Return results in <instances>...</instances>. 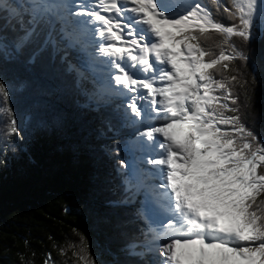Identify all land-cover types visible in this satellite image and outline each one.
I'll return each instance as SVG.
<instances>
[{"label":"snow or ice","instance_id":"obj_1","mask_svg":"<svg viewBox=\"0 0 264 264\" xmlns=\"http://www.w3.org/2000/svg\"><path fill=\"white\" fill-rule=\"evenodd\" d=\"M43 53L64 78L41 89L27 136L131 149L106 201L131 209L109 264H264V142L247 124L249 107L264 114V0H0V151L27 152L10 101L31 82L8 76ZM79 239L78 264H104Z\"/></svg>","mask_w":264,"mask_h":264},{"label":"trees","instance_id":"obj_2","mask_svg":"<svg viewBox=\"0 0 264 264\" xmlns=\"http://www.w3.org/2000/svg\"><path fill=\"white\" fill-rule=\"evenodd\" d=\"M219 18L228 23L222 13ZM16 75L31 82L23 91L13 89L10 101L28 143L27 152L0 151V264H43L49 255L50 264H78L71 246L80 245V234L87 237L89 251L109 264L125 243L116 225L127 219L131 209L112 208L106 201L115 198L112 189L119 183L114 171L117 162L130 159L131 149L104 161L98 147L110 141L94 139V151L74 155L58 150L63 143L60 140L38 135L29 138L30 114L34 104L43 99L41 89L56 87L64 78V68L58 61L51 63L43 53L35 65L19 66L9 73L10 82ZM240 98L244 100L243 92ZM123 103L127 104L128 98ZM2 121L0 115V149L5 143ZM247 124L264 142V114L257 116L256 109L249 107ZM88 127L94 137L95 121ZM130 135L121 133L122 146ZM123 230L131 234L135 229ZM119 258L124 259L122 255Z\"/></svg>","mask_w":264,"mask_h":264},{"label":"rangeland","instance_id":"obj_3","mask_svg":"<svg viewBox=\"0 0 264 264\" xmlns=\"http://www.w3.org/2000/svg\"><path fill=\"white\" fill-rule=\"evenodd\" d=\"M153 62H154V63H158V62H155V61H153ZM161 67H163V65H161ZM135 78H137V79H143V78H145V74H143V73H138L137 76H136ZM139 92H140V95H141V96H144V95L147 94V93H146V90H144V89H140ZM134 95H136V93H129V94H128V98H130L131 96H134ZM137 102H138V103L147 104L149 101H148V100H142V101H137ZM126 133H130V132L126 131ZM160 139L163 140V137L161 136ZM107 143H110V142H107ZM98 150H99V152L101 153V155H102V157H103V160H104V161H105V160L107 161L109 155L105 154V153H104L99 147H98Z\"/></svg>","mask_w":264,"mask_h":264},{"label":"bare ground","instance_id":"obj_4","mask_svg":"<svg viewBox=\"0 0 264 264\" xmlns=\"http://www.w3.org/2000/svg\"><path fill=\"white\" fill-rule=\"evenodd\" d=\"M125 39H128V37H127V35H126V33H125V37H124Z\"/></svg>","mask_w":264,"mask_h":264}]
</instances>
